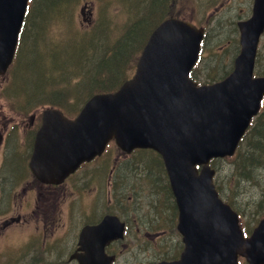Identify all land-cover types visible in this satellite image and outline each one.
Segmentation results:
<instances>
[{"label": "water", "instance_id": "95a60500", "mask_svg": "<svg viewBox=\"0 0 264 264\" xmlns=\"http://www.w3.org/2000/svg\"><path fill=\"white\" fill-rule=\"evenodd\" d=\"M26 3L0 0V74L12 61ZM252 11L238 23L241 51L233 72L210 86L198 87L188 78L202 30L174 17L160 22L142 48L134 76L118 90L91 96L74 119L57 109L43 112L30 164L34 174L60 179L112 138L126 152L152 148L166 168L183 242L178 259L156 264H238V256L264 264V219L244 237L237 213L218 197L207 165L211 157L233 153L264 93V77L252 78L264 0H254ZM196 164L202 165L199 174ZM122 231L115 216L85 228L81 237L90 242L77 255L78 264H111L113 256L103 247Z\"/></svg>", "mask_w": 264, "mask_h": 264}, {"label": "rangeland", "instance_id": "374dc122", "mask_svg": "<svg viewBox=\"0 0 264 264\" xmlns=\"http://www.w3.org/2000/svg\"><path fill=\"white\" fill-rule=\"evenodd\" d=\"M122 2L123 0H73L69 5L65 19L58 16L57 19L49 21L46 33L43 31L41 37L34 41L26 36L20 46L21 57L14 86L11 87V76H0V120H29L32 114H39L45 107H51L46 106L49 104H35L31 107V112L21 116V112L25 113L27 110L21 103V97L12 95V89L24 87L26 90H35L42 87L43 81L39 78L42 71L40 65L42 58H49L51 50L52 59L65 57L63 49H70V36L75 41L82 35L89 36L92 31L101 29L103 32L100 37L103 36L106 44L111 43L116 35L122 31V26L126 22L142 14V7H139L140 10L128 11V8L139 6L138 0H124V4ZM251 2V0H176L174 12L196 25L203 27L207 25L208 28L203 58L194 69V75L199 82L218 80L229 69V58L233 56L237 48V33L234 25L236 21L247 19L250 16ZM84 4H86V8L81 11L80 9ZM88 18L91 19V23H87ZM45 21L46 19L43 22L44 27ZM44 36L45 39L41 40ZM66 58L70 61L69 57H65V63ZM71 58L73 59V55ZM257 60V69L263 73L264 34L259 41ZM134 61L124 68L129 76L134 71ZM130 67L131 70H129ZM73 82L74 80L70 78L67 81L59 79L51 83L53 86L51 90L60 91L66 95L63 103L66 105L70 117L77 113L84 102V100H76V95L70 87ZM77 101H80L79 105ZM17 112L18 114L14 115ZM107 153V165L109 167L117 166L124 172L123 180L128 183V189L123 191L125 198H135L140 204L139 207L136 206L135 210L138 211L139 208L140 213L146 215L145 217L138 211L141 219V234L136 236L135 233V236H129L123 241V244L126 243L124 248L118 246V249L114 250L118 263L155 264L159 260L177 258L183 245L175 228L176 214L172 204L173 199L162 173L156 167L160 163L159 159L149 151H139L124 156L113 142L107 145ZM212 167L215 169L214 181L219 196L225 202L231 203L230 206L239 214L241 224L250 232L257 221L264 218V203L260 204L263 199L261 187L253 181L240 182L237 186L234 183L228 184L232 168L229 159L215 160ZM129 171H134L136 175H132L126 180ZM149 178L154 180L150 181ZM123 183L122 181L121 185ZM133 184H135L136 194L132 190ZM10 205H4L1 208H7ZM14 208L15 206L12 205L13 210ZM113 208L114 205L111 204L109 211L111 212ZM153 208L156 215L148 216ZM61 214L63 215L62 218H66L65 206H63ZM33 224L34 222L32 227ZM130 225L133 231L135 229L134 222L131 221ZM144 225L148 228H145ZM32 232L23 225L13 226L4 236L0 237V250L10 248V254L16 248L21 250V246L32 235ZM35 243L27 248L30 256L34 255L35 251H39L40 245ZM4 261L5 258L1 264ZM7 264L28 263L27 258L19 256L17 260L15 258L10 259ZM240 264L247 263L240 260Z\"/></svg>", "mask_w": 264, "mask_h": 264}, {"label": "flooded vegetation", "instance_id": "af4514ba", "mask_svg": "<svg viewBox=\"0 0 264 264\" xmlns=\"http://www.w3.org/2000/svg\"><path fill=\"white\" fill-rule=\"evenodd\" d=\"M40 124L38 115L29 120H0V237L15 225L33 231L21 250L16 248L11 254L10 248L0 250V264L3 258L6 260L2 264H7L19 256L27 258L28 264H77L70 257L76 251L81 252L82 230L98 224L108 214L124 222V239L112 241L104 251L110 254L118 246L124 248L125 239L141 234V219L132 211L130 201L124 200V192L119 190L110 199V188L117 190L125 182L124 172L117 166L109 167L107 155L102 153L80 164L60 183L47 184L37 179L28 164ZM132 175L135 172L129 171L126 180ZM110 201L116 211H109ZM7 204L11 205L1 208ZM63 206L66 218H62ZM131 221L135 224L133 231ZM35 242L40 245L39 251L30 256L27 248Z\"/></svg>", "mask_w": 264, "mask_h": 264}, {"label": "trees", "instance_id": "16d2710c", "mask_svg": "<svg viewBox=\"0 0 264 264\" xmlns=\"http://www.w3.org/2000/svg\"><path fill=\"white\" fill-rule=\"evenodd\" d=\"M72 1L30 0L21 38L26 37L29 32V39L34 41L40 38L43 31L46 33L49 21L57 19L58 16L65 17ZM175 2L176 0H141L142 14L126 22L122 26V31L109 44L104 42L103 36L100 37L103 32L101 29L92 31L89 36L82 35L75 41L70 36V49H63L64 56L69 57L70 61L66 58L65 63V57L52 59L51 50L49 58H42L40 62L42 71L39 78L43 81L42 87L35 90L19 87L13 93L20 96L22 103H28L30 107L35 104H49L68 112L63 103L66 95L51 90L53 87L51 83L54 81L59 79L67 81L72 78L74 82L70 87L76 95V100H83L95 92L114 90L127 74L124 68L134 61L136 52L141 48L153 24L163 16L174 13ZM130 9H136V6L128 8L129 12ZM156 16L160 17L156 18ZM40 23L42 24L39 25ZM44 39L45 36L41 40ZM15 66L14 71L12 70L13 82L19 63L12 68ZM77 103L79 105L80 101ZM230 162L232 168L228 184L234 183L237 186L240 182L253 181L261 187L263 199L260 204L264 203V108L245 133L240 149ZM152 215H156L155 209Z\"/></svg>", "mask_w": 264, "mask_h": 264}, {"label": "bare ground", "instance_id": "6f19581e", "mask_svg": "<svg viewBox=\"0 0 264 264\" xmlns=\"http://www.w3.org/2000/svg\"><path fill=\"white\" fill-rule=\"evenodd\" d=\"M127 189H128V183H127V182H124L123 185H121V187L119 188V190H122V191L127 190ZM129 205H130V207L132 208V211H133L137 216H140V215H138V211H139V213H140V209L138 208V211L135 210L136 206L138 205V207H139V205H140V204L138 203V201H136L135 198H132V199H131ZM153 209H154V208H153ZM153 209H151V212H150V214H149L148 216H151V215H152V213H153ZM140 214L146 217V215H145L144 213L141 212ZM113 264H119V263H118V260L113 259Z\"/></svg>", "mask_w": 264, "mask_h": 264}]
</instances>
